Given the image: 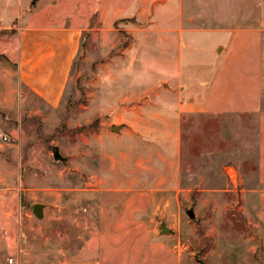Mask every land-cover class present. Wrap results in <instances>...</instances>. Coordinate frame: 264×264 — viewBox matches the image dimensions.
I'll list each match as a JSON object with an SVG mask.
<instances>
[{"label":"rangeland","instance_id":"rangeland-1","mask_svg":"<svg viewBox=\"0 0 264 264\" xmlns=\"http://www.w3.org/2000/svg\"><path fill=\"white\" fill-rule=\"evenodd\" d=\"M144 1L131 0L109 31L94 4L70 8L74 20L88 24L57 106L19 83L7 52L16 49L17 27L28 11L44 18L65 14V7L29 2L0 29V133L8 135L0 136V262L17 252L22 264L92 255L102 264H200L197 256L205 264H264V0H170L178 7L157 13L153 7L165 0H148L141 14ZM10 11L0 10L2 22ZM155 16L181 17L185 30L207 29L192 39L204 48L181 33V46L191 52L182 60L183 74L198 53L225 47L248 54L246 63L234 56L223 62L232 65L230 80L221 82L228 96L249 95L240 71L260 86L255 108L181 113L174 182L159 137L140 131L149 120L161 125L156 89L148 90L142 108L141 100L127 99L141 82L134 68H166L156 60ZM234 33L240 38L227 41ZM115 56L114 78L107 61ZM210 62L217 64L214 57ZM240 64L244 68L235 69ZM112 124L123 126L111 130ZM35 203L43 204L42 215L34 213ZM163 221L169 231L161 230Z\"/></svg>","mask_w":264,"mask_h":264},{"label":"crops","instance_id":"crops-1","mask_svg":"<svg viewBox=\"0 0 264 264\" xmlns=\"http://www.w3.org/2000/svg\"><path fill=\"white\" fill-rule=\"evenodd\" d=\"M8 1L0 0V10L5 9V7L12 10L9 13V21L2 22L0 19V29L9 26L15 21L19 10L25 9L29 2H32V0H10L11 3H8ZM147 1L145 0L144 7L140 8L141 14H144V9L145 11L147 9ZM54 2H57L60 8L65 7V14L64 11L60 15H51L50 12L51 16L43 18L41 17L43 14L28 11V14L21 19L17 27L16 49L7 52V57L15 61L14 64L17 67L16 73L19 83L35 93L38 98L49 106L59 105L66 93L71 67L79 51L80 38L85 28L87 29L88 22L74 20L73 16H70V8L73 6L88 8L94 4L95 10L99 12L98 17L102 22V28L105 31H109L111 29L109 26L117 18L123 16V13L132 4L131 0H50L47 9H54ZM174 6L178 7L170 2V0H165L153 8L157 13L162 9ZM38 16H40V21L37 20ZM153 20L154 22L151 24L158 25L155 31L156 42L153 44L156 49L157 64L163 63L166 65V68L163 71L162 69L157 70L151 65L147 67L141 66L138 70L137 67L134 68L132 71L138 72L139 76L137 80L141 82L137 86L138 91L132 92L131 95L127 96V99L141 100L139 106L142 108V106H146L148 103H146L148 90L151 88L156 89L157 100L161 102L159 103L161 106L159 108L164 111L159 114L158 118L161 125H157L156 122L152 123L149 120V124H144L145 128H141L140 131L153 132L159 137L158 141L163 145L161 147L162 159L170 162L169 169L174 182V179L179 181L180 177L182 150L181 113L219 110L232 105L240 107L243 110L255 108L260 103V86L259 83H248L249 79L247 80L246 77H243L244 72L240 71L239 80L244 82L242 87L249 92V95L239 98L228 96L231 92L226 90L221 82L230 80V77H227L226 73L231 72L232 65L229 63L223 64V62H227V57L234 56L238 57L241 63H244V59L248 54H245L244 50L240 54H237L236 51L229 53L225 47L222 52L218 50L216 54L211 51V47L206 53H198L193 63L189 64L188 73L183 74L182 60L184 58L187 59L188 56L191 57V52L185 51L181 46V33H185L186 31V39L191 44L198 46L200 44V47H202L203 41L196 43L192 39L196 36L194 33L207 29L185 30L181 28V17L155 16ZM150 37L153 38L154 36L150 35ZM150 37L145 41L140 56L143 55L145 46L149 45L151 41ZM235 38H240L239 34L226 35L227 41L231 42ZM117 57L115 56L107 61V73L114 78L117 68L112 64H114L116 59H119ZM210 57H214L217 60V64H211ZM240 65L234 68H244L243 65ZM142 69L144 70L143 72L140 71ZM199 69L202 72H196ZM215 69L218 72L214 76ZM124 71L129 70L124 69ZM148 74L150 75V79H146ZM165 81L168 82V87H163ZM160 85L162 86L161 90L158 87ZM250 93L253 95H250ZM143 115V112L140 113L141 121L144 120ZM18 255L16 252L15 263H9L7 258L5 261H1L0 264H22L21 257ZM51 264H102V260L100 257L94 255L74 256L55 261Z\"/></svg>","mask_w":264,"mask_h":264},{"label":"water","instance_id":"water-1","mask_svg":"<svg viewBox=\"0 0 264 264\" xmlns=\"http://www.w3.org/2000/svg\"><path fill=\"white\" fill-rule=\"evenodd\" d=\"M32 1L34 2L36 0H32ZM122 126H123V124H112L111 125V130H118ZM53 151H54V155L55 156H59L60 155V153H59V151H58V149H57L56 146L53 148ZM62 159H64V158H62ZM33 211L38 216L39 215H42V213H43V204H41V203H35L34 204V207H33ZM187 212H188L189 216H191V217H194L195 216V213L193 211V208H188L187 209ZM161 230L162 231H169V228L166 226V224H165L164 221L161 224ZM197 260H198V262L200 264H205V262L200 257H198V256H197Z\"/></svg>","mask_w":264,"mask_h":264},{"label":"built area","instance_id":"built-area-1","mask_svg":"<svg viewBox=\"0 0 264 264\" xmlns=\"http://www.w3.org/2000/svg\"><path fill=\"white\" fill-rule=\"evenodd\" d=\"M0 136L2 137L3 140H7L8 139V135H6L4 133H0ZM8 262L9 263H15L14 257H12V256L8 257Z\"/></svg>","mask_w":264,"mask_h":264}]
</instances>
